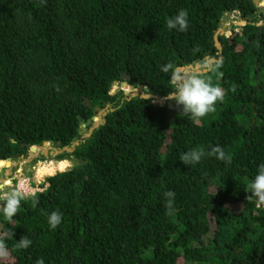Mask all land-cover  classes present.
Listing matches in <instances>:
<instances>
[{
  "label": "trees",
  "instance_id": "16d2710c",
  "mask_svg": "<svg viewBox=\"0 0 264 264\" xmlns=\"http://www.w3.org/2000/svg\"><path fill=\"white\" fill-rule=\"evenodd\" d=\"M182 9L187 30H169L166 19ZM258 11L254 0H0V161L43 142L70 148L112 109L55 157L70 169L47 177L11 220L0 213V264H264V209L245 192L264 163ZM233 12L244 24L218 36L219 55L214 36ZM207 58L220 65L206 75L225 95L199 122L180 107L110 94L126 83L165 97L163 65ZM216 145L227 160H180ZM53 211L62 215L55 229ZM24 235L32 244L17 249Z\"/></svg>",
  "mask_w": 264,
  "mask_h": 264
},
{
  "label": "clouds",
  "instance_id": "9594fccd",
  "mask_svg": "<svg viewBox=\"0 0 264 264\" xmlns=\"http://www.w3.org/2000/svg\"><path fill=\"white\" fill-rule=\"evenodd\" d=\"M188 24V13L184 9L174 17L166 19V26L169 30L186 31ZM219 67V64L213 65L207 61H201L200 72H184L178 65L168 62L161 67L162 72L169 74L170 85L163 100L174 103L180 107L181 114L190 116L194 122H199L208 114L215 112L217 102L224 99V89L214 85L211 78L206 75L209 72L217 71ZM148 98H151V93ZM206 155L221 161L227 160L225 150L219 145L212 146L207 152L202 147L194 148L183 154L180 160L184 165L198 164ZM22 184L23 182L16 185L4 184L0 186V213L9 220L17 215L21 202L27 196ZM245 192L249 194L246 197L247 201H254L256 207L264 206V163L259 165L255 177L249 182ZM164 196L167 201V214H172L175 193L169 190L164 193ZM61 221L62 215L59 212L53 211L48 215V224L51 229H55ZM10 236H15V233H11ZM31 244L32 241L27 235H24L16 241L15 247L27 249ZM7 255L6 239L0 238V258H5ZM36 264H44V260L38 259Z\"/></svg>",
  "mask_w": 264,
  "mask_h": 264
},
{
  "label": "water",
  "instance_id": "95a60500",
  "mask_svg": "<svg viewBox=\"0 0 264 264\" xmlns=\"http://www.w3.org/2000/svg\"><path fill=\"white\" fill-rule=\"evenodd\" d=\"M261 3V1H255V4H259ZM240 16L237 12H233V13H226L223 15L222 19H221V23H220V28L218 29V31L216 32L215 36H214V43H215V47L218 50V54L221 55V51H222V47L218 41V36H222V35H229V32H227L226 30V26L230 23V21H232L233 19H239ZM241 19V18H240ZM219 60H221V57L219 58ZM206 61L210 64H213L216 62L215 59H210L207 58ZM181 71L184 72H192V71H196V72H200L201 68H200V64L196 63L194 65H189V66H185V67H180ZM122 85L125 87L126 89V93L124 94L126 96L127 100H130L131 98H140V99H144V100H151V102L155 105H158L159 107H163V105H167V108L171 111H177L178 106L173 105L171 102H165L163 100L164 97H159L157 95H153L151 94V98H148V95L150 94L149 91L143 87V86H139L137 88H132L130 85L126 84V83H122ZM110 110L112 111V109H110V106L108 105L105 109L103 110H99L97 113V116L95 118H93V123L91 125L90 128H86V126L84 125L82 127V131L79 133L81 136V140L77 139L74 140L73 144L71 145L70 148L67 147H63V148H59V142L56 143L55 146L50 145L48 142H43L41 146H35L32 147L30 149V156L29 157H24L21 155H15L13 158L7 159V160H2L0 161V168H6L8 171V168L13 165L17 159L23 160V161H31L33 159H35L36 157H38L39 154H41L44 157H55L57 155H60L63 152L66 153H71L74 149L75 146L79 145V143L83 142V140L85 138H88L92 132L97 129L99 127V125L104 123L103 118L105 117V115L107 114V111ZM86 124H90L89 122H87ZM87 129V131H86ZM3 170V169H1ZM6 171V172H7ZM7 174V173H6ZM11 174V171H10Z\"/></svg>",
  "mask_w": 264,
  "mask_h": 264
},
{
  "label": "rangeland",
  "instance_id": "374dc122",
  "mask_svg": "<svg viewBox=\"0 0 264 264\" xmlns=\"http://www.w3.org/2000/svg\"><path fill=\"white\" fill-rule=\"evenodd\" d=\"M254 1H259V0H254ZM260 1L261 3L255 4V6L259 8V11H258L259 13H264V0H260ZM235 20L237 22H235ZM235 23L239 25H243L244 20L239 18L238 20L233 19L232 21H230V23L226 26L227 32L229 31L231 26H234ZM119 90H123L124 94L126 93V89L121 83L120 85L118 84L113 85V87L110 90V94H115ZM30 154L31 153L29 152L26 157H29ZM40 156L41 154H39L38 157H36L35 159L28 161V162L17 159L16 162L8 168L9 172L11 171V174L6 172L7 171L6 168L1 167L0 168V186L4 184L16 185L17 183L23 182L22 187L24 188L26 195H31L33 193H36L39 190L41 191L40 185L45 181L47 177L53 176L57 172H62L72 167V162L67 161V160H62V161H67L69 164L65 166L62 170H59L58 163L61 161L56 160L55 159L56 156L55 157H50V156L44 157L43 156L44 160H41ZM48 165H52V166H48ZM47 166H48V169L51 168L53 169L54 172L51 175L46 174L44 176H38V172L40 171V169L43 167H47Z\"/></svg>",
  "mask_w": 264,
  "mask_h": 264
},
{
  "label": "bare ground",
  "instance_id": "6f19581e",
  "mask_svg": "<svg viewBox=\"0 0 264 264\" xmlns=\"http://www.w3.org/2000/svg\"><path fill=\"white\" fill-rule=\"evenodd\" d=\"M21 164V163H20ZM24 164V163H23ZM69 163L67 161H61L58 163V167H59V170H62L65 166H67ZM48 166H52V165H48ZM48 166L47 167H43L40 169V171L38 172V176H44L46 174H52L54 171L53 169H48ZM9 174V169L7 171ZM8 182V181H7Z\"/></svg>",
  "mask_w": 264,
  "mask_h": 264
},
{
  "label": "built area",
  "instance_id": "2783aa9c",
  "mask_svg": "<svg viewBox=\"0 0 264 264\" xmlns=\"http://www.w3.org/2000/svg\"><path fill=\"white\" fill-rule=\"evenodd\" d=\"M262 209H264V206H261Z\"/></svg>",
  "mask_w": 264,
  "mask_h": 264
},
{
  "label": "flooded vegetation",
  "instance_id": "af4514ba",
  "mask_svg": "<svg viewBox=\"0 0 264 264\" xmlns=\"http://www.w3.org/2000/svg\"><path fill=\"white\" fill-rule=\"evenodd\" d=\"M254 3H255V1H254ZM259 9V8H258ZM235 22H236V20H235ZM5 178H6V176H5Z\"/></svg>",
  "mask_w": 264,
  "mask_h": 264
}]
</instances>
